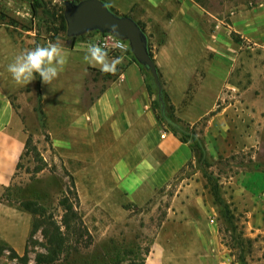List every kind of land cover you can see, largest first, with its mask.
I'll use <instances>...</instances> for the list:
<instances>
[{"label": "crops", "instance_id": "1", "mask_svg": "<svg viewBox=\"0 0 264 264\" xmlns=\"http://www.w3.org/2000/svg\"><path fill=\"white\" fill-rule=\"evenodd\" d=\"M103 1L143 28L173 113L181 124H197L207 158L215 159L228 143L241 150L256 148L250 158L257 163L232 177L231 199L233 209L239 212L235 216L245 224L253 243L252 251L263 255L264 95L235 103L236 108L217 104L226 76L224 59L218 53L215 61L210 59L196 1ZM57 44L67 55V64L50 85L42 84L41 79L39 83L52 146L59 152L73 151L76 156L85 152L98 159L93 167L96 173L110 176L113 186L108 188L120 191L132 204L146 203L192 159L189 144L157 119L144 73L128 52L109 54L122 61L114 75L103 74L83 62L87 40H58ZM23 50L21 43L0 28V191L12 182L24 149L22 123L9 96L23 86L16 85L7 72V66ZM195 190H203L202 185L190 181L176 194L175 208L165 220L169 227L152 236L143 264H242L219 240L211 198L204 200L201 193L186 197L188 191ZM194 207H200L202 213H194ZM9 208L0 204V229L9 223L11 230L7 235L0 233V238L11 237L7 241L12 246L23 248L29 221L18 220L17 209L9 221ZM206 216H212L210 221ZM248 260L243 263L264 264L263 258Z\"/></svg>", "mask_w": 264, "mask_h": 264}, {"label": "rangeland", "instance_id": "2", "mask_svg": "<svg viewBox=\"0 0 264 264\" xmlns=\"http://www.w3.org/2000/svg\"><path fill=\"white\" fill-rule=\"evenodd\" d=\"M31 1L0 0V28H5L24 50L67 40L66 28H61L57 16L51 19L41 9L33 14ZM42 1L50 5L51 10L59 11L61 7L63 12V0ZM194 5L200 7V21L210 59L215 61L217 53L224 59L226 76L217 104L236 108L235 103L240 105L249 98L263 97L264 0H201V4L196 2ZM92 36L93 33H84L78 39L88 41ZM246 90L248 93H244ZM9 96L22 123L24 139L29 138L30 142L28 146L24 142L12 182L0 191V204L10 207L7 214L9 221L14 217V209H17V219L29 221V226L23 248L12 246L7 241L11 237H2L0 242L11 246L19 256L27 251V264H34L38 256H46L48 245L41 229L30 236L32 221L38 215L19 207L20 201L31 200L42 205L46 216H52L58 224L63 213L58 205L62 193L65 192L75 203L80 217V224L76 225L79 232L70 236L66 251L51 264H142L152 236L169 227L170 223L165 220L175 208L172 206L174 197L190 181L199 182L203 190L188 191L186 197L201 193L204 200L211 198L215 214L213 223L226 251L236 259L241 258L242 264L248 262V258L264 259V251L261 256L252 251L253 243L246 235L245 224L235 216L239 212L233 209L231 199L232 177L239 170L251 169V165L257 163L251 162L250 158L256 148L241 150L228 143L215 159L205 157V162L198 161L197 155L192 152V159L164 186L155 190L146 203L135 205L126 201L120 191L108 188L113 186L110 176L95 172L93 165L98 159L89 157L85 152L80 156L73 151L59 152L52 146L43 114L39 112L40 94L36 80ZM182 125L197 135V124L193 127L185 123ZM261 151L264 155V149ZM258 158L260 161V155ZM212 183L217 184L221 197L229 206V220L224 218L214 200L210 191ZM72 192L76 193V198ZM262 192L264 196V190ZM199 210L200 207H194L193 211L197 213ZM206 217L209 221L212 218ZM5 226L0 233L7 235L11 233L7 227L9 223ZM255 244L260 245L258 241ZM248 251H252V255ZM0 264L21 263L5 251L0 256Z\"/></svg>", "mask_w": 264, "mask_h": 264}, {"label": "trees", "instance_id": "3", "mask_svg": "<svg viewBox=\"0 0 264 264\" xmlns=\"http://www.w3.org/2000/svg\"><path fill=\"white\" fill-rule=\"evenodd\" d=\"M194 1L201 4V0H194ZM108 7L111 11L117 13L110 5H108ZM30 8L33 14H36L37 10L41 9V12L48 15L51 19L57 16L58 18L57 20L61 28L63 30L66 28V23L63 18V12L61 7L59 8V11L51 10V6L46 5V3H44L42 0H32L30 4ZM94 32L91 31L87 33H94ZM80 37L81 35L77 37H67V40H70V42L73 43L75 39H78ZM127 52L132 56L133 60L136 61L130 49H128ZM150 55L152 56L151 52ZM139 65L144 73L145 86L149 95L152 98L151 107L157 119L165 123L167 128H169L175 134H178L182 142H187L189 144L192 152L197 155L198 161L205 162L206 151L201 139L195 134L193 130H189L188 127H184L180 123V120L176 118V116L173 113V107L168 102L167 95L163 90V88L161 90L162 99L161 100L158 99L157 86L154 83L152 76L144 66H142L141 64ZM35 80H36V85L38 86L39 89L40 77L37 75ZM39 105H41L40 98H39ZM39 112L43 114L42 109H40ZM29 142L30 141L28 138L25 141V146H28ZM38 168L41 169L42 167H38ZM204 176L206 175L204 174ZM206 177L208 179L209 178L211 179V177L209 176ZM210 191L212 192L215 202L220 207V212H222L224 218L229 220L230 219L229 206L227 205L226 202H224L223 198L221 197L219 192V187L217 186L216 183H212L210 187ZM66 192L68 191L66 190ZM72 194L74 195V198H76V193L72 192ZM18 205L23 210H27L29 212L38 215V217L36 219H33L32 221L30 236L34 234L38 229H41V232L48 245V249H47L48 254L46 256H38L34 264H51L55 260H58L60 256L66 251L67 242L71 239L70 236H72L73 234H78L79 232L78 231L79 226L76 227V225L80 224V217L78 211L76 210L75 203L70 201V199L67 197L65 192L62 193L61 197L58 199V205L61 207L63 212L61 215L60 224H58L57 221L54 220L52 216H46V214L44 213V207L42 205L35 203L34 201L31 200L20 201ZM5 251H8L9 255L12 258H16L21 264L28 263L29 259H28L27 251H25L21 256H19L11 246H8L6 243L0 242V256Z\"/></svg>", "mask_w": 264, "mask_h": 264}, {"label": "water", "instance_id": "4", "mask_svg": "<svg viewBox=\"0 0 264 264\" xmlns=\"http://www.w3.org/2000/svg\"><path fill=\"white\" fill-rule=\"evenodd\" d=\"M63 18L67 37L87 32H111L128 42L135 60L144 66L157 86L158 99H162V85L148 49V40L140 25L129 15L111 11L103 0H63ZM116 26L115 32L112 26Z\"/></svg>", "mask_w": 264, "mask_h": 264}, {"label": "clouds", "instance_id": "5", "mask_svg": "<svg viewBox=\"0 0 264 264\" xmlns=\"http://www.w3.org/2000/svg\"><path fill=\"white\" fill-rule=\"evenodd\" d=\"M116 26H112L115 32ZM118 47H123L118 45ZM107 45L89 43L86 46L83 62L93 68H98L103 74L114 75L121 57H109ZM67 64V55L57 43L49 42L46 45H37L33 49H25L16 55L13 62L7 66V72L18 86H27L38 75L41 83L50 85Z\"/></svg>", "mask_w": 264, "mask_h": 264}, {"label": "built area", "instance_id": "6", "mask_svg": "<svg viewBox=\"0 0 264 264\" xmlns=\"http://www.w3.org/2000/svg\"><path fill=\"white\" fill-rule=\"evenodd\" d=\"M94 32V31H93ZM94 36L88 40L89 43H96L101 45H107L108 49H110L109 54L118 53V52H127L129 49L128 42L116 37L111 32H99L95 31ZM118 45H122L123 47H118Z\"/></svg>", "mask_w": 264, "mask_h": 264}]
</instances>
